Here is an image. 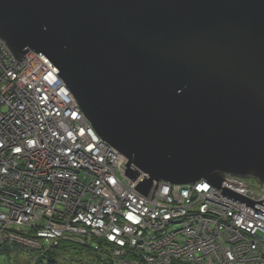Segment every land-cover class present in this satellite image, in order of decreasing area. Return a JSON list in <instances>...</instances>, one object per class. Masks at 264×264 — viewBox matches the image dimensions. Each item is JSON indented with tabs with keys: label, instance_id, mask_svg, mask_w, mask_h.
Instances as JSON below:
<instances>
[{
	"label": "water",
	"instance_id": "1",
	"mask_svg": "<svg viewBox=\"0 0 264 264\" xmlns=\"http://www.w3.org/2000/svg\"><path fill=\"white\" fill-rule=\"evenodd\" d=\"M0 38L33 51L136 189L201 180L264 184V0H0Z\"/></svg>",
	"mask_w": 264,
	"mask_h": 264
},
{
	"label": "built area",
	"instance_id": "2",
	"mask_svg": "<svg viewBox=\"0 0 264 264\" xmlns=\"http://www.w3.org/2000/svg\"><path fill=\"white\" fill-rule=\"evenodd\" d=\"M126 163L100 138L45 59L29 51L17 61L0 38V195L6 194L0 198V224L6 218L21 224L1 229L0 245L18 241L40 249L75 236L116 245L115 254L143 250L148 264L260 262L264 245L252 235L263 236L264 213L205 180L161 181L142 195L127 178ZM245 182L230 175L222 187L264 199V184L256 183L254 198ZM208 208L215 213L207 215ZM199 235L196 243L219 259L207 260L191 247ZM123 264L135 263L123 258Z\"/></svg>",
	"mask_w": 264,
	"mask_h": 264
},
{
	"label": "rangeland",
	"instance_id": "3",
	"mask_svg": "<svg viewBox=\"0 0 264 264\" xmlns=\"http://www.w3.org/2000/svg\"><path fill=\"white\" fill-rule=\"evenodd\" d=\"M143 176H146V175L144 174ZM232 176H235V175H232ZM238 177H241V176H238ZM127 178L131 182H133L135 184V187L140 182V179L139 178L136 179V180H132L128 176H127ZM241 178L245 179V181H246L245 182V186H247V193L249 195H251V197L256 198L257 195L254 192H259L260 191V189H258L257 187H255V185L258 182V180L255 179V178H244V177H241ZM156 184L157 183H155L153 187H155ZM150 192H149V194H150ZM11 194H12V192H11ZM141 194L144 195L143 193H141ZM4 195H6V194H4ZM4 195H0V198L3 199V196ZM261 196L264 197V192H261ZM259 199H262V198H259ZM0 203H2V200L0 201ZM221 214H225V216L231 217L228 214V212H226V211H224ZM6 219H7V221H5V223L2 222L0 224V231H1L2 228H5L7 225H9L10 222L11 223L14 222V223L18 224L19 226L21 225L15 219H11V218H6ZM21 219H24L25 222H23V223H26V222H28V219H30V218H21ZM228 227H230V226H228ZM261 230L262 231H260V232L263 234V236H261V237H263L262 239H260L261 237H259V234L252 235V236H255V238H258L259 241L264 245V228L261 229ZM247 235H248V233H247ZM200 236L201 235H199L195 239H192L193 242L188 241V242H191L192 244H194V243L196 244V245H193L191 247L192 248H196L197 250H201L204 253L203 254V257L204 258H207V260L209 258L219 259V255L218 254H211L210 253L211 252V249L210 248L207 249L206 248V245L196 243V240L199 239ZM211 236H213V232L209 233V235H208V237H211ZM178 238L179 239H185L186 237L184 236V234L183 235H180L179 234V237ZM73 239L80 242V238H78V237H73ZM87 241H88L89 244H91L93 246L96 245V242L94 240H92L91 238L87 239ZM52 242H54V241H52ZM6 243H8V242H6ZM11 244L19 245V247L21 248V250L23 249L24 251H21L20 253L16 254V251H13V250L10 251L11 250L10 249L9 250L10 252H9L8 249H5L4 248V246H5L4 244L3 245H0V264H34L36 262V258L33 257V253H34V250L35 249H33L31 246H29V245H27V244H25L23 242H18V241H16V242L13 241ZM109 249L111 250V252H108L109 255H107V256H110V258L113 259V262L115 261L114 262L115 264H123V258H126V259H129L131 261H134L135 264H148V263H151V261L147 258L146 254H145V252L143 250H138L136 248L134 251H131L129 248H124L122 250H124L126 253L121 252L120 254L119 253L118 254L117 253L115 254L114 250L116 249V245L115 246H110L109 245ZM263 252H264V249H263ZM82 255H83V257H89L85 252H83ZM174 255H177V254H174ZM230 256L231 257H228V258L229 259H232L233 256L232 255H230ZM261 257L262 258H261V260H260V262L258 264H264V254L261 255ZM144 258H146V259H144ZM83 260H86V259H83ZM92 264H101V263L92 261Z\"/></svg>",
	"mask_w": 264,
	"mask_h": 264
},
{
	"label": "trees",
	"instance_id": "4",
	"mask_svg": "<svg viewBox=\"0 0 264 264\" xmlns=\"http://www.w3.org/2000/svg\"><path fill=\"white\" fill-rule=\"evenodd\" d=\"M75 236H64L55 244H44L40 249H35L33 257L36 258L34 264H92V261L101 264H115L110 258L108 252H111L109 245L101 240H94L96 245L93 246L88 243L87 239L80 238V242L74 240ZM8 243L4 244V248L8 251H16V254L24 251L19 245ZM18 247V248H17ZM9 251V252H10ZM85 252L89 257H83ZM86 259V260H83Z\"/></svg>",
	"mask_w": 264,
	"mask_h": 264
},
{
	"label": "bare ground",
	"instance_id": "5",
	"mask_svg": "<svg viewBox=\"0 0 264 264\" xmlns=\"http://www.w3.org/2000/svg\"><path fill=\"white\" fill-rule=\"evenodd\" d=\"M144 175V174H143ZM218 191V190H217ZM209 210H208V212H207V215H209V213H212V214H214L215 212H212V210H211V208H208Z\"/></svg>",
	"mask_w": 264,
	"mask_h": 264
}]
</instances>
